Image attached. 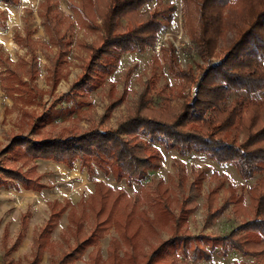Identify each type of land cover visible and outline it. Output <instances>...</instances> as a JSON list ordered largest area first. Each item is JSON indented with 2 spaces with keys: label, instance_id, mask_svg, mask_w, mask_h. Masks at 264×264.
<instances>
[{
  "label": "trees",
  "instance_id": "1",
  "mask_svg": "<svg viewBox=\"0 0 264 264\" xmlns=\"http://www.w3.org/2000/svg\"><path fill=\"white\" fill-rule=\"evenodd\" d=\"M168 1L68 0L82 26L100 32L98 43L76 42L80 50L87 52V58L82 67L84 75L70 87L73 92L93 85L96 75L103 78L113 72L123 53L143 52L153 46L158 34L173 19L176 7ZM231 1L182 0L186 24L190 22L191 42L202 64L195 65L196 74L190 68L181 69L174 63L171 49H161L164 58L170 61L169 72L179 80L176 96L181 103L177 111H171V99L166 95L157 110L149 107L157 84L153 75L144 81L138 100L128 108L116 129L91 126L80 133L61 129L33 138L47 113L31 114L29 119L33 122L27 134L12 136L3 150L6 159L0 169V187L6 188L15 181L25 189H40L42 185L36 183L39 178L35 173L36 159L61 162L67 167L79 161L88 173L95 166L103 175H111L118 182L125 180L132 186L145 179L149 171L159 168L161 155L151 145L159 143L165 150L175 149L179 154L194 152L216 163H230L243 180H254L245 193L247 219L225 235H191L184 226L194 202L201 196L203 175L199 172V176L189 180L197 171L192 167L187 171L185 163L177 159L172 163L175 188L150 180L146 185L149 189L139 185L141 195L134 199L125 189L97 181L94 191L75 208L68 201L48 203L50 215L34 236L33 254L27 264H40L44 252L50 254L49 264H74L91 247L88 264H195L209 261L216 247L221 254L231 249L264 264V0H238L241 7L233 24L234 36L226 46L218 48L227 18L225 11L231 9L227 7ZM0 2L15 6L20 1ZM150 4L152 7L143 9ZM191 9L195 13V26L191 22ZM39 16L48 45L54 49L48 77L55 85L70 52L68 34L74 23L71 15L54 7L53 0L39 3ZM5 19V13L0 11V27ZM14 38L26 48L29 60L12 63L0 56L1 88L11 99L14 94L19 99L40 97L42 91L24 80L27 76L33 81L39 72V59L34 52L38 43L30 38L26 27L23 36L17 33ZM168 92L174 93L172 89ZM258 96L259 99L255 98ZM139 129L145 130L148 141L139 138L136 133ZM212 179L215 185L204 195L205 228L243 202L242 197H237L230 177L214 173ZM220 191L225 196L218 204ZM65 211L71 235L70 239L63 235L66 249L59 253L51 233ZM20 224L12 250L22 242L28 226L27 215ZM109 229L116 236L109 238L103 258L98 243ZM156 230L167 232L169 238H157L154 243L149 237L153 238Z\"/></svg>",
  "mask_w": 264,
  "mask_h": 264
},
{
  "label": "rangeland",
  "instance_id": "2",
  "mask_svg": "<svg viewBox=\"0 0 264 264\" xmlns=\"http://www.w3.org/2000/svg\"><path fill=\"white\" fill-rule=\"evenodd\" d=\"M19 1V4L15 6L0 2V11H3L6 16L4 26L0 27V56L8 58L12 63L28 62L29 54L26 48L19 46L14 38L17 33L23 36L26 27L30 38L38 43L34 52L39 59V72L33 81L27 76L24 80L27 81V85L34 84L42 92L40 97L37 96L33 99H28L26 96L19 99L16 94L11 99L4 93L0 85V169L4 166L6 159V154L3 153L4 148L12 136L27 134L33 122L32 118L29 119L31 114L39 116L45 111L47 113L43 116V122L38 126L37 133L32 135L33 138L61 129L71 130L70 132L73 133H80L91 126H99V129H116L118 123L138 100L144 81L153 75L157 78V84L153 91V102L149 107L157 110L166 95L171 99V111L175 112L181 103L179 97L176 96L179 94V88H177L179 80H176L175 75L169 72L170 61L164 58L165 55L161 49H171L173 61L181 69L190 68L196 74L195 65L202 64V60L196 54L191 42L188 28L190 22L188 21L186 24V16L182 13V0H169L168 3L176 7L173 19L170 25L158 34L153 46L147 47L143 52L133 50L123 53L113 72L103 78L96 75L97 78L92 80L93 85L80 87L73 92L74 90L70 87L84 75L82 67L87 58V52L80 50L76 42L98 43L100 32L84 28L78 16L69 8L68 0H53L54 7L71 15L74 23L73 31L68 34L71 46L62 72L66 76L59 72V81L53 85L48 74L52 67L50 59L54 55V49L48 45V36L41 25L39 3L42 0ZM147 7H152V4L143 9ZM227 7L231 9L225 11L227 18L218 48L226 46L232 40L234 36L233 24L239 16L241 4L238 0H232ZM190 15L192 25L195 26L196 18L193 9H191ZM174 44L177 46L174 47ZM212 60L216 61L217 58ZM87 77L92 79L93 76ZM189 88L191 89V87ZM169 89H172L173 95L169 94ZM162 90L164 94H160ZM232 97L233 95L230 97L229 103ZM255 98L259 99L260 96ZM60 99L61 101L57 103ZM144 131L139 129L136 133L140 139L148 141L149 136ZM151 145L157 148L161 155V159L158 161L159 168L149 171L145 179L135 182L132 186H128L125 180L118 182L111 175H103L95 166L89 174L79 161H75L71 167H67L61 162L36 159L34 161L35 173L39 176L36 183L42 185L40 189L36 190L34 187L25 189L15 181H11L13 184L6 188L0 187V264H27L31 259L34 236L50 215L48 203L55 200L61 203L68 201L70 207L75 208L80 200L86 199L94 191V184L97 181L116 189H125L134 199L141 195L139 185L145 187L150 180H154L156 183L170 184L175 188L176 178L172 163L177 159L185 163L187 171H191L192 167L198 172H194L189 180L196 175L199 176V172L203 175V177L201 176V196L194 202V209L189 214L187 224L184 226L191 235L198 237L225 235L239 227L241 221L247 219L245 210L248 200L245 193L247 187L254 180H243L233 165L216 163L204 154L187 153L186 151L179 154L175 149L165 150L159 143ZM30 166L31 164L23 169L27 170ZM214 173L230 177L237 197L239 199L242 197L243 202H239L233 208L236 209V213L235 210L228 209L215 220L212 226L205 228L204 195L215 185V181L212 179ZM145 188L149 189L147 186ZM224 196L223 191H220L218 204ZM25 215L28 216L27 229L19 247L12 250L20 233L21 219ZM67 215V211H65L51 233V240L59 253L66 249L62 240L63 235L66 234L69 239L71 235L68 230ZM111 236H116L113 229H109V233L99 240L98 244L103 258H106L108 241ZM149 238L155 243L157 238L166 240L169 235L165 231H158L153 238ZM207 248L210 249L209 246ZM91 249L92 247L87 249L74 264H88V253ZM218 249L219 247H216L212 250V257L209 261H200L195 264H257L258 262L256 258L242 255L235 250L228 249L225 254H221ZM58 254L55 257L58 258ZM49 262L50 254L44 252L40 264H49Z\"/></svg>",
  "mask_w": 264,
  "mask_h": 264
},
{
  "label": "built area",
  "instance_id": "3",
  "mask_svg": "<svg viewBox=\"0 0 264 264\" xmlns=\"http://www.w3.org/2000/svg\"><path fill=\"white\" fill-rule=\"evenodd\" d=\"M177 45L176 44H174V47H176Z\"/></svg>",
  "mask_w": 264,
  "mask_h": 264
}]
</instances>
